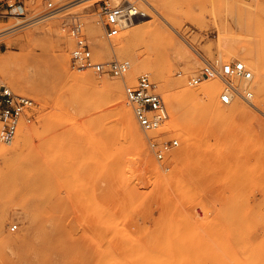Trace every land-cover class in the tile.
<instances>
[{"label":"rangeland","instance_id":"rangeland-1","mask_svg":"<svg viewBox=\"0 0 264 264\" xmlns=\"http://www.w3.org/2000/svg\"><path fill=\"white\" fill-rule=\"evenodd\" d=\"M7 1L0 0V29L20 23L0 31V86L37 105L12 143L0 140L7 148L0 154V264H264V73L243 54L250 48L264 65V0H91L50 16L43 15L48 0H10L21 5L12 10ZM105 2L118 8L121 28L112 38L104 29ZM129 2L148 16L130 24ZM75 15L97 60L130 61L124 76L73 66ZM148 24L149 34L134 32ZM125 38L130 47L115 50ZM173 39L187 51L177 53ZM65 55L71 77L62 70ZM5 56L13 60L3 63ZM216 58L242 59L253 69V103L235 101L245 111L231 112L232 103L220 101L217 77L210 81L220 82L216 103L224 112L201 99H178L182 89L200 86L189 80ZM137 62L161 64L165 73L146 69L169 119L148 133L136 120L150 161L117 108L122 95L129 102L126 86L143 73ZM80 74L118 91L81 85ZM174 106L194 136L188 141L171 125ZM22 125L32 133L16 149ZM150 137L179 144L158 159Z\"/></svg>","mask_w":264,"mask_h":264},{"label":"built area","instance_id":"built-area-1","mask_svg":"<svg viewBox=\"0 0 264 264\" xmlns=\"http://www.w3.org/2000/svg\"><path fill=\"white\" fill-rule=\"evenodd\" d=\"M16 2L7 1V7L12 8ZM64 5H55L52 0L47 1V10L43 15L50 16L59 11ZM126 10V11H125ZM124 11L130 15L139 14V8L131 4L124 7ZM104 29L108 38L119 33L121 28L118 16V8L110 7L106 2L103 6ZM69 32L76 39L72 50V64L77 69L94 68L103 73L109 72L117 76H124L130 69L129 60L114 59L107 62L97 60L90 48L88 38L85 35L84 22L80 16H72ZM219 78L223 82V88L219 94L220 101L230 104L238 98L248 103H253L255 96L253 90L254 72L245 61L235 58L228 61L216 58L205 60L200 71L191 77L190 84H198L204 79ZM126 95L132 104L138 124L146 132L158 131L163 122L169 119L170 112L167 103L158 90L157 83L149 73L139 75L133 85L126 86ZM36 101L34 98L14 91L7 85L0 86V122L2 128L0 140L10 144L14 141L19 125L22 121L31 122L36 115ZM177 138L160 139L149 138V145L158 159H163L172 147L177 146ZM17 225L12 226L15 229Z\"/></svg>","mask_w":264,"mask_h":264},{"label":"bare ground","instance_id":"bare-ground-1","mask_svg":"<svg viewBox=\"0 0 264 264\" xmlns=\"http://www.w3.org/2000/svg\"><path fill=\"white\" fill-rule=\"evenodd\" d=\"M91 0H75L73 2H70V3H66L67 5L65 4H62L64 6H62L60 10H62L63 8L67 9V8H73L75 6H80V5H83L85 4L86 2H89ZM151 3V2H150ZM131 4H134L133 2H129L126 6L129 7L131 6ZM156 4V3H155ZM87 5V4H86ZM152 5V4H151ZM17 6H21V5H16L14 6L12 9H14L15 7ZM125 6V7H126ZM154 6V5H153ZM155 9H158L156 7V5L154 6ZM58 11V12H59ZM139 11L141 13L139 14H134V15H130L128 14L127 12H125V19L130 23V24H134L135 22H137L140 18L144 17V16H148L147 12L143 9H139ZM63 12V11H62ZM75 13V12H74ZM119 16V15H118ZM41 17H36L34 20H31V22H38L40 20ZM20 23V22H19ZM18 22L10 27H7V28H11V27H14V26H18L19 24ZM49 25L51 26L52 24L49 23ZM230 26V25H229ZM49 27V26H48ZM223 27V26H222ZM7 28H2L0 29L1 30H4V29H7ZM47 28V27H46ZM227 28V27H226ZM154 28L148 24V25H144V26H140L138 27L134 32L135 33H138V34H146V33H150L152 32ZM225 29V28H224ZM47 30V29H46ZM128 31V30H127ZM230 31V30H228ZM125 33V31H124ZM225 33V32H224ZM101 34V33H100ZM172 34V33H171ZM96 35V34H95ZM147 36V35H146ZM177 37V35H176ZM172 37H170L171 39ZM179 38V37H178ZM24 39V38H23ZM27 40V39H26ZM126 40V38H125ZM124 41V40H123ZM123 41H120L119 40H116L115 43L113 44V47L115 50L117 51H122V50H127L129 47H130V41L129 40H126V42H123ZM221 41L223 44L225 41H226V36H221ZM172 44H174L178 50H176L177 53H184L185 51H187L186 49V46L184 45L185 43H183L180 39H173L172 40ZM192 45V44H191ZM110 46V45H109ZM168 47V46H167ZM190 47V46H189ZM197 49V48H196ZM171 50V49H170ZM254 50V49H253ZM198 51V50H197ZM237 53H239L240 50H236ZM241 52V51H240ZM255 52V51H254ZM250 48L246 49L245 50V53L244 54V57L249 59L254 65L255 67H260L262 69V72L264 73V65L261 63V60H260V57L259 54H256L254 53ZM187 53V52H186ZM68 55V53H67ZM65 55L63 56L62 58V70L64 71V73L67 75V77H71V74L69 72V69H68V56ZM12 58L13 60V57L12 56H8V57H4L2 59L3 63L6 64L7 61H9L10 59ZM169 58V56H167V59ZM135 60V59H134ZM242 60V59H241ZM137 61V60H135ZM244 61V60H243ZM246 62V61H245ZM61 63V62H60ZM247 64V63H246ZM248 65V64H247ZM135 66V65H134ZM137 68H140L143 70V73H149V71H147L146 69H152L156 76L160 77V78H165V73H164V69L162 67L161 64H153L151 63L150 65L148 64H144V62H140L138 63L137 62ZM249 66V65H248ZM250 67V66H249ZM252 69V68H251ZM258 69V68H257ZM255 69V70H257ZM253 70V69H252ZM74 71V70H73ZM76 71V70H75ZM141 72V71H140ZM254 72V71H253ZM142 73V74H143ZM151 73V72H150ZM141 75V74H140ZM79 79H80V83L81 85H84V86H88L90 88H93V89H97V90H103V91H107V92H111L113 89H115V87L109 82V83H106V82H102V81H98V80H95L93 78H90L88 75L86 74H80L78 75ZM165 80V79H164ZM206 81H202V83L200 84V86L198 87H194V88H184L181 90L180 94L178 95V99L179 100H182V101H192V100H197V99H201L203 101V103L205 104V106L209 109V110H212V111H217V112H224L225 109H222V108H219L217 103H216V96H217V93L219 91V88H220V82L216 81V80H211L210 81V78L209 79H205ZM259 81V80H258ZM158 85V84H157ZM167 85V83H166ZM253 87H254V79H253V83H252ZM259 91L260 92H264V83H261L259 84ZM185 86V85H184ZM188 86V85H187ZM122 88V86H121ZM118 91V90H117ZM116 90L114 91L113 90V93L117 92ZM259 92V93H260ZM120 93V92H119ZM121 95V94H120ZM165 95V94H164ZM114 96V95H113ZM165 97V96H164ZM240 99V98H238ZM236 99V100H238ZM236 100H233L232 101V107L229 109L231 112H235V111H245L246 109H248V106L245 105V104H242V103H236L235 101ZM243 100V99H242ZM254 100V99H253ZM245 101V100H244ZM128 101L125 97V95L121 96V98L118 100V103H117V108H118V111L121 115V118H122V121L124 123V126H125V130L127 131H124L125 133H129L130 136H132V138L137 141L138 143V147L144 152V145L142 143V137H141V134L138 130V126H137V122L135 119L136 116H134L135 114L132 113V110H131V107L128 105ZM130 104V103H129ZM231 104V103H230ZM183 106V105H182ZM185 107V105H184ZM186 108V107H185ZM182 112V111H181ZM120 117V116H119ZM122 123V124H123ZM171 125L178 131V133L183 137V140L184 141H188L191 139V137H194L192 135V132H191V129L190 127L184 123V121L182 120L181 118V115H180V108L179 107H175L172 109V123ZM168 128V127H167ZM32 130L29 128V126L27 125H22L20 127V132H19V136H18V139L16 141V149H18L19 147H22L23 146V142L26 141L27 139H29L30 135H31V132ZM125 136V135H124ZM129 138V137H128ZM173 148V147H172ZM7 148H4V147H0V154L3 155V153H5ZM15 149V147H14ZM21 149V148H20ZM19 151V150H18ZM145 153V156L147 158V160L150 161L151 157L149 155L148 152H144ZM183 152H180L179 155H182ZM152 160V159H151ZM57 224V223H56ZM0 225H1V220H0ZM60 228V227H59ZM60 230V229H59ZM128 230V229H127ZM58 231V228L57 230ZM130 232V231H129ZM102 235V234H101ZM52 237V236H51ZM135 238V237H134ZM99 241V240H98ZM135 241V240H134ZM107 242V241H106ZM137 243V242H136ZM17 244V243H16ZM44 244V243H42ZM107 245V244H106ZM45 246V244H44ZM22 248H23V244H22ZM37 250V249H36ZM114 253V252H113ZM115 254V253H114ZM113 254V255H114ZM168 255V254H167ZM116 257V256H114ZM118 259H119V256H117ZM109 258H112V257H109ZM122 258V257H120ZM34 259V258H33ZM115 260V258H113ZM160 259V258H159ZM118 261H121V260H118ZM126 262V260H124Z\"/></svg>","mask_w":264,"mask_h":264}]
</instances>
